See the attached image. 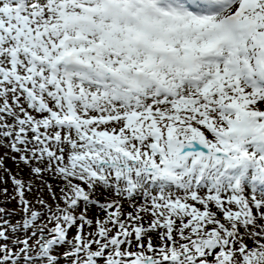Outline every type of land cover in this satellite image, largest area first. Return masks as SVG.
<instances>
[{"label":"snow or ice","instance_id":"snow-or-ice-1","mask_svg":"<svg viewBox=\"0 0 264 264\" xmlns=\"http://www.w3.org/2000/svg\"><path fill=\"white\" fill-rule=\"evenodd\" d=\"M0 148V264H264V0H0Z\"/></svg>","mask_w":264,"mask_h":264},{"label":"rangeland","instance_id":"rangeland-1","mask_svg":"<svg viewBox=\"0 0 264 264\" xmlns=\"http://www.w3.org/2000/svg\"><path fill=\"white\" fill-rule=\"evenodd\" d=\"M5 151H6V149L0 148V155H3ZM9 155H11V154H9ZM5 164H6L7 168L12 170L13 173L19 172L25 179H28V177H29L28 169L25 168L23 165H20V167L17 168V166L13 163V161L10 158H7L5 160ZM21 169H22V171H21ZM0 176L6 177L7 173L4 172L3 169H0ZM4 188H8L9 194L12 193V185L10 182L8 184H0V202L8 200V197L5 196L3 193ZM8 203H10L12 205H17L15 200H11ZM14 216H16V217H14L13 221L21 218V216H17V214H14Z\"/></svg>","mask_w":264,"mask_h":264},{"label":"trees","instance_id":"trees-1","mask_svg":"<svg viewBox=\"0 0 264 264\" xmlns=\"http://www.w3.org/2000/svg\"><path fill=\"white\" fill-rule=\"evenodd\" d=\"M11 194L12 193H10L9 195H11ZM0 207L7 208L9 210V212L12 213V215L9 217L12 220L14 219V217H16V216H14V214H17V216H21V212H20L17 205H12L8 202L6 203L5 201H3V202H0Z\"/></svg>","mask_w":264,"mask_h":264}]
</instances>
